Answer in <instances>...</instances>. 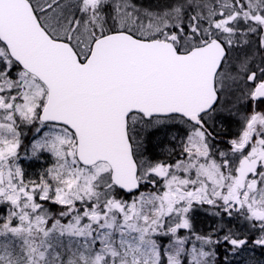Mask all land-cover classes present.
<instances>
[{"label":"snow or ice","instance_id":"6c2138e0","mask_svg":"<svg viewBox=\"0 0 264 264\" xmlns=\"http://www.w3.org/2000/svg\"><path fill=\"white\" fill-rule=\"evenodd\" d=\"M0 264H264V0H0Z\"/></svg>","mask_w":264,"mask_h":264}]
</instances>
